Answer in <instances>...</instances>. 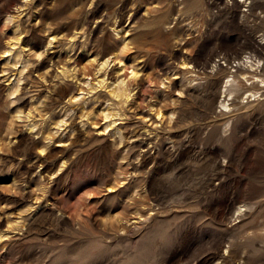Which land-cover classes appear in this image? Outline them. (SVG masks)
<instances>
[{"label":"rangeland","instance_id":"1","mask_svg":"<svg viewBox=\"0 0 264 264\" xmlns=\"http://www.w3.org/2000/svg\"><path fill=\"white\" fill-rule=\"evenodd\" d=\"M0 264H264V0H0Z\"/></svg>","mask_w":264,"mask_h":264},{"label":"bare ground","instance_id":"2","mask_svg":"<svg viewBox=\"0 0 264 264\" xmlns=\"http://www.w3.org/2000/svg\"><path fill=\"white\" fill-rule=\"evenodd\" d=\"M246 59V58H245ZM239 62V61H238ZM237 62V63H238ZM246 62V61H245ZM242 63V62H241ZM237 65V64H236ZM251 66V65H250ZM134 72V71H133ZM245 76V75H244ZM246 77V76H245ZM248 77V76H247ZM257 78V77H256ZM259 79V78H258ZM230 80V79H229ZM254 82V81H253ZM233 87V86H232ZM244 89V88H243ZM227 90V89H226ZM243 92H246V91H243ZM251 93V92H250ZM251 94H253V93H251ZM225 95V94H224ZM228 95V94H227ZM255 95V94H254ZM230 97V96H229ZM232 97V96H231ZM233 98H234V96H233ZM227 103V102H226ZM221 106V105H220ZM224 107H226V105H223ZM151 140V139H150ZM150 140H149V142H150Z\"/></svg>","mask_w":264,"mask_h":264}]
</instances>
